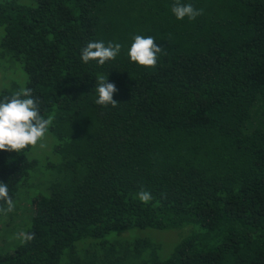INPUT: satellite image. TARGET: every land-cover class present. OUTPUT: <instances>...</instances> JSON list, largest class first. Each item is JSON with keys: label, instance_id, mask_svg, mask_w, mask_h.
Here are the masks:
<instances>
[{"label": "trees", "instance_id": "16d2710c", "mask_svg": "<svg viewBox=\"0 0 264 264\" xmlns=\"http://www.w3.org/2000/svg\"><path fill=\"white\" fill-rule=\"evenodd\" d=\"M175 2L0 0V60L26 76L0 100L31 89L58 157L31 204L34 238L7 235L0 264H264V0H180L203 10L192 21ZM136 35L164 49L155 67L130 61ZM99 41L117 57L83 63ZM100 75L115 107L95 103ZM31 147L0 151L13 202L42 177ZM144 229L186 234L163 260L122 237Z\"/></svg>", "mask_w": 264, "mask_h": 264}, {"label": "clouds", "instance_id": "9594fccd", "mask_svg": "<svg viewBox=\"0 0 264 264\" xmlns=\"http://www.w3.org/2000/svg\"><path fill=\"white\" fill-rule=\"evenodd\" d=\"M171 11L177 20H183L187 17L190 21L195 20L203 14V10H197L191 4H182L176 0L171 7ZM122 45L109 42L105 46L103 41L88 42L81 50V60L87 64L90 61H96L99 66H103L107 61L114 60L121 50ZM164 49L155 43L152 36L136 35L128 51V57L131 62L145 68L155 67L158 57ZM95 91L98 99L95 103L102 107L111 104L113 107L117 102L113 100V94L117 91L112 83L107 82V78L100 75L97 78ZM24 97V98H22ZM50 120L45 119L40 114L38 99L32 98V90L29 88L21 89L15 92L11 98L0 100V151L16 152L28 146H36L46 134ZM40 147H45L41 143ZM138 198L143 203L151 200V194L141 190ZM0 201H3L7 207L0 208V213H7L14 210V202L9 197L8 185L0 183ZM34 234L25 235V240H31Z\"/></svg>", "mask_w": 264, "mask_h": 264}, {"label": "rangeland", "instance_id": "374dc122", "mask_svg": "<svg viewBox=\"0 0 264 264\" xmlns=\"http://www.w3.org/2000/svg\"><path fill=\"white\" fill-rule=\"evenodd\" d=\"M3 37V31L0 28V39ZM26 81V76L22 70V64L15 61L0 60V93L3 89H7L13 82L22 85ZM44 144L45 147H40ZM56 144L54 138L46 132L45 136L37 142L36 146H32L27 153L28 159H36L39 163V169L41 176L38 179H28L22 183L17 198L14 201V210L8 217H0V248L5 245L7 235L12 237L13 243L20 242L27 233L30 227L31 216V204L35 197L38 195H46V191L43 187L40 188V184L50 181L48 172L45 170L48 163H55L58 157L52 154V147ZM45 166V167H44ZM24 185V186H23ZM182 230H134L127 232L125 236L128 238H137L147 240L154 245L158 246V256L161 259H167L170 255L174 245L185 236V232Z\"/></svg>", "mask_w": 264, "mask_h": 264}]
</instances>
